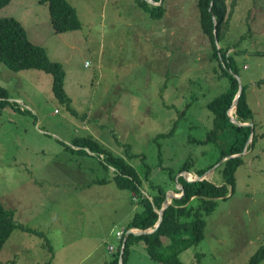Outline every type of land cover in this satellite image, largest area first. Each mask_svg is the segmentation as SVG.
Returning a JSON list of instances; mask_svg holds the SVG:
<instances>
[{
  "label": "rangeland",
  "instance_id": "374dc122",
  "mask_svg": "<svg viewBox=\"0 0 264 264\" xmlns=\"http://www.w3.org/2000/svg\"><path fill=\"white\" fill-rule=\"evenodd\" d=\"M66 1L81 27L62 33L52 31L46 2L11 0L0 9V17L19 20L28 38L61 64L63 89L76 111L73 115L53 97L46 72L13 71L0 62V85L23 109H0V201L14 210L17 225L42 231L51 247L49 252L43 237L16 227L0 250V264H106L112 259L117 232L140 207L130 203V191L116 187L114 170L98 157L64 149L76 136L91 135L124 156L123 144H129L139 154L130 163L142 177L144 165L149 166L150 177L168 193L181 185L168 168L176 172L187 156L193 169L216 164V147L197 140L212 126L206 103L228 83L211 58L196 0H164L158 19L135 0ZM226 5L229 14L217 46L231 48L246 86L255 141L235 172L232 194L217 199L204 216V238L181 251L184 264H248L264 243V84H255L264 77V55L254 54L264 51V0H236L234 7L226 0ZM230 111L235 116V108ZM175 120L173 134L154 140ZM216 167L206 178L219 182ZM103 178L108 181H94ZM126 263L163 264L141 245L132 248Z\"/></svg>",
  "mask_w": 264,
  "mask_h": 264
},
{
  "label": "trees",
  "instance_id": "16d2710c",
  "mask_svg": "<svg viewBox=\"0 0 264 264\" xmlns=\"http://www.w3.org/2000/svg\"><path fill=\"white\" fill-rule=\"evenodd\" d=\"M11 0H0V9ZM137 5L149 14L151 18H161L165 12L164 0H152L159 2L151 4L147 0H135ZM48 5V19L54 33L77 30L81 27L76 9L66 0H39ZM236 5V0H231V7ZM198 19L202 33L208 36L211 44V58L218 61L221 75L227 79V89L216 98L209 100L205 107L212 114V126L206 132L205 138L198 139L199 144L211 142L217 149L218 163L222 158L229 155L219 163L215 171L219 172L220 182H214L208 178L186 179L183 171L201 175L213 164L205 168H195L189 157L183 161L176 172L168 168L171 177L177 179L181 187H174V191L180 194L174 197L168 207H165L159 225L151 232L143 234L129 233L126 237L123 264H127V257L134 246L141 245L151 259L158 260L163 264H184L179 259L182 250L199 243L204 238L206 221L204 216L211 213L216 205V200L232 194L235 187V172L243 163L241 154L246 146L249 150L255 141L254 133L250 125H238L230 120L228 110L232 107L233 100L238 91V81L229 72L238 74L234 58L229 54L230 47H218L220 28L228 18L226 0H196ZM216 30L217 42L213 30ZM254 54L264 55V51H255ZM0 62L13 71L37 69L50 75V90L53 97L65 106L73 115L76 111L70 107L71 99L63 89L64 70L59 62L52 61L47 57L46 50L34 44L27 35L22 23L14 17H0ZM88 65V64H85ZM256 85L264 84V77L255 82ZM246 86L242 85V92L234 111L237 122H251L252 110L246 100ZM10 105L15 111H23L17 107L15 101H10L6 87L0 85V109ZM186 108L180 113L184 116ZM180 112V111H179ZM178 112V116H179ZM252 123V122H251ZM178 121L175 120L171 130L167 133H158L154 140L171 135L175 132ZM254 125L252 123V129ZM251 135V141L249 137ZM125 156L116 153L104 143L94 139L91 135L76 136L69 144H63L65 150L77 152L82 155L93 154L98 157L100 163L114 170L112 179L116 187L131 192L130 203H137L140 207L124 227L117 248L112 252V259L106 264H118V256L122 240L128 229L152 228L159 216L168 189L150 177V167L144 165V177L135 168L130 160L139 157L138 153L130 151L129 144H123ZM160 153V151H159ZM180 174V175H179ZM176 175H178L176 177ZM144 179L147 180V188L144 187ZM95 182H107L106 178L96 179ZM37 234L43 237L42 231L17 225L14 222V210L7 208L0 201V250L10 236L14 228ZM46 248L51 252L47 240ZM169 250L170 252H165ZM264 259V243L261 244L250 256L248 264H258ZM50 264V262H48Z\"/></svg>",
  "mask_w": 264,
  "mask_h": 264
},
{
  "label": "water",
  "instance_id": "95a60500",
  "mask_svg": "<svg viewBox=\"0 0 264 264\" xmlns=\"http://www.w3.org/2000/svg\"><path fill=\"white\" fill-rule=\"evenodd\" d=\"M149 3L151 4H158L159 2H154L152 0H147ZM213 33H214V36H215V41L217 42V37H216V30L214 29L213 30ZM229 72L231 74H233V76L237 79L238 81V91H237V94L233 100V104H232V107L228 110V115L230 117V120H232L233 122L235 123H238V125H250L251 126V132L253 131L252 129V123L251 122H237L234 118V116L232 115V113L230 112V110L232 108H235L236 107V104L238 102V98L242 92V84L237 76L236 73L232 72L231 70H229ZM251 141V135L249 137V141ZM246 153V146L245 148L243 149L242 153L241 154H245ZM236 155H239V154H236ZM236 155H229L227 157H231V156H236ZM227 157H224L222 158L218 163H216L214 166H212L211 168L208 169V171H206L205 173H202L201 175H196L195 177H192L190 179H202V178H206V174L207 172H212L214 170V168L221 162L223 161L224 159H226ZM185 173H188L185 171ZM184 174V173H183ZM181 187V185H180ZM179 187V188H180ZM181 196L180 194H177L175 191H172L171 190V193H167V196H165V199L163 201V204H162V207L159 209L158 213H159V216H158V219L156 221V223L154 224V226L152 228H148V229H138L137 231H134V228H131V229H128L126 232H125V235H124V238L122 240V244H121V248H120V251H119V256H118V264H123V253H124V246H125V241H126V237L127 235L131 232V233H135V234H143V233H148V232H151L153 231L158 225L159 223L161 222V219H162V214H163V210L165 207H168V205L171 203V200L174 198V197H179Z\"/></svg>",
  "mask_w": 264,
  "mask_h": 264
},
{
  "label": "built area",
  "instance_id": "2783aa9c",
  "mask_svg": "<svg viewBox=\"0 0 264 264\" xmlns=\"http://www.w3.org/2000/svg\"><path fill=\"white\" fill-rule=\"evenodd\" d=\"M85 64H88V62H85ZM186 178H187V179H190V178H188V177H186ZM191 178H192V177H191ZM123 232H124V229H122L121 231L117 232V237H118V238H121Z\"/></svg>",
  "mask_w": 264,
  "mask_h": 264
},
{
  "label": "crops",
  "instance_id": "0c3cea01",
  "mask_svg": "<svg viewBox=\"0 0 264 264\" xmlns=\"http://www.w3.org/2000/svg\"><path fill=\"white\" fill-rule=\"evenodd\" d=\"M231 49V48H230ZM11 100V99H10ZM186 178V177H185ZM187 179V178H186ZM190 180V179H189ZM220 182V181H219ZM229 195V194H228ZM123 229V228H122ZM116 238L118 239V241H119V239H121V238H118L117 237V234H116ZM112 252H113V247H112Z\"/></svg>",
  "mask_w": 264,
  "mask_h": 264
},
{
  "label": "bare ground",
  "instance_id": "6f19581e",
  "mask_svg": "<svg viewBox=\"0 0 264 264\" xmlns=\"http://www.w3.org/2000/svg\"><path fill=\"white\" fill-rule=\"evenodd\" d=\"M230 112H231V111H230ZM190 175H192V174H190ZM195 175H196V174H195ZM137 230H138V229H135V228H134V231H137Z\"/></svg>",
  "mask_w": 264,
  "mask_h": 264
},
{
  "label": "clouds",
  "instance_id": "9594fccd",
  "mask_svg": "<svg viewBox=\"0 0 264 264\" xmlns=\"http://www.w3.org/2000/svg\"><path fill=\"white\" fill-rule=\"evenodd\" d=\"M189 173V172H188ZM191 174V173H190Z\"/></svg>",
  "mask_w": 264,
  "mask_h": 264
}]
</instances>
